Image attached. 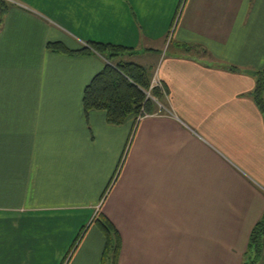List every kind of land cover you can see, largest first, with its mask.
Here are the masks:
<instances>
[{
    "label": "crops",
    "instance_id": "crops-1",
    "mask_svg": "<svg viewBox=\"0 0 264 264\" xmlns=\"http://www.w3.org/2000/svg\"><path fill=\"white\" fill-rule=\"evenodd\" d=\"M8 2L0 264L246 262L264 215V113L245 72L264 67V0ZM91 41L132 47L127 59L161 81L145 113L120 125L86 114L106 62L77 52ZM100 213L121 236L115 263Z\"/></svg>",
    "mask_w": 264,
    "mask_h": 264
},
{
    "label": "trees",
    "instance_id": "trees-1",
    "mask_svg": "<svg viewBox=\"0 0 264 264\" xmlns=\"http://www.w3.org/2000/svg\"><path fill=\"white\" fill-rule=\"evenodd\" d=\"M8 0H0V23L7 11ZM90 46H84L78 53L89 54L96 52L105 59L104 68L97 73L86 86L83 105L86 114L91 110H103L107 113L108 122L115 125L123 124L131 115L139 116L147 111L152 99L146 91L151 86V76L148 68L127 59L134 53L132 47L109 42L91 41ZM49 48L70 53L61 43H50ZM232 70L240 71L236 66ZM255 79V87L251 95L264 113V67L257 70H245ZM159 95L158 90L152 91ZM152 94V95H153ZM94 223L104 232L107 238L104 251V262L110 258L117 260L121 247V236L114 223L104 214H99ZM248 255L254 256L252 263L258 262L264 256V215L255 224L250 238ZM251 262V261H250ZM242 264H251L244 262Z\"/></svg>",
    "mask_w": 264,
    "mask_h": 264
},
{
    "label": "rangeland",
    "instance_id": "rangeland-1",
    "mask_svg": "<svg viewBox=\"0 0 264 264\" xmlns=\"http://www.w3.org/2000/svg\"><path fill=\"white\" fill-rule=\"evenodd\" d=\"M175 23H176V21H175ZM130 142H129V144H128V146H127V150H126V155H127V152H128V150H129V148H130ZM126 155H125V157H126ZM97 217V216H96ZM95 217V218H96ZM95 224V223H94ZM87 228H88V224L86 225V226H84L83 227V229H82V231H81V234L78 236V238H77V240L75 241V243H74V246H73V248H72V250H71V254L74 252V250L76 249V247L78 246V244H79V242H80V240L82 239V237H83V234L85 233V231L87 230ZM255 258H254V256L252 257H250V255H249V257H248V260L246 261V262H249V263H251V264H264V256L258 261V262H256V263H252V260H254ZM251 261V262H250ZM107 264H109V262L107 261Z\"/></svg>",
    "mask_w": 264,
    "mask_h": 264
},
{
    "label": "built area",
    "instance_id": "built-area-1",
    "mask_svg": "<svg viewBox=\"0 0 264 264\" xmlns=\"http://www.w3.org/2000/svg\"><path fill=\"white\" fill-rule=\"evenodd\" d=\"M172 33H173V32H171V33L169 34V38L172 37ZM156 87H160V88L162 87V83H161V81L157 78V76L153 77V79H152V81H151L150 89H149L148 91H146V93H147V97H148V98H154V99L157 100V98L154 97V96L152 95V90H153L154 88H156ZM144 113H145V112H144Z\"/></svg>",
    "mask_w": 264,
    "mask_h": 264
}]
</instances>
